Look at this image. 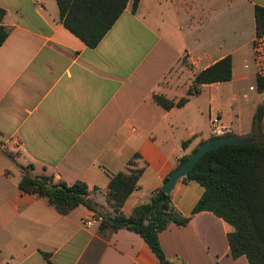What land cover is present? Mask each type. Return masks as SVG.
<instances>
[{"label":"crops","instance_id":"obj_1","mask_svg":"<svg viewBox=\"0 0 264 264\" xmlns=\"http://www.w3.org/2000/svg\"><path fill=\"white\" fill-rule=\"evenodd\" d=\"M132 3L90 48L65 28L57 0H0L10 29L0 47V264H160L138 234L84 224L115 212L113 176L142 171L120 207L130 216L213 136L214 118L229 134L254 137L264 104L255 8L264 0H140L136 12ZM227 56L232 79L188 96L195 75ZM155 95L188 101L166 110ZM28 164L55 182H85L99 212L79 206L63 215L20 191L19 166ZM203 193L195 181L176 183L173 204L190 221L159 234L165 255L173 264H249L231 255L233 226L193 214Z\"/></svg>","mask_w":264,"mask_h":264},{"label":"trees","instance_id":"obj_2","mask_svg":"<svg viewBox=\"0 0 264 264\" xmlns=\"http://www.w3.org/2000/svg\"><path fill=\"white\" fill-rule=\"evenodd\" d=\"M139 1L133 0V12H136ZM128 3L129 0H57L60 19L65 28L90 48H95L101 42ZM5 15L6 11L0 8V47L10 32L3 24ZM255 21L256 35L259 38L264 35V7L256 6ZM231 79L232 58L227 56L195 75L188 96L197 94L199 86L203 84L227 82ZM257 83L264 88V76H258ZM154 100L164 109L170 110L183 106L188 97L174 102L164 96L155 95ZM263 117L264 104L259 107L253 121V136L256 141L239 145L226 144L211 150L180 179L183 182L195 181L204 188L193 214L211 212L233 226V232L228 235L231 255L234 258L245 256L249 264H264ZM216 138L212 136L209 140ZM204 142L206 141L200 145ZM189 157L190 155L183 156L179 166ZM19 167L23 170L18 184L19 190L47 200L57 212L66 215L79 206L99 212V204L89 198L91 191L85 182L76 181L71 185L55 182L52 176L32 173V164ZM141 174V170L129 169L127 173L113 176L107 195L113 202L115 212L111 215L99 214L103 217L99 231L103 234H111L120 229L134 232L149 245L160 264H173L161 247L159 234L173 223L188 224L190 218L177 211L172 195L166 194L160 188L147 203L136 206L132 215L126 216L120 211L121 205L137 188Z\"/></svg>","mask_w":264,"mask_h":264},{"label":"water","instance_id":"obj_3","mask_svg":"<svg viewBox=\"0 0 264 264\" xmlns=\"http://www.w3.org/2000/svg\"><path fill=\"white\" fill-rule=\"evenodd\" d=\"M256 141L255 137L246 136V137H236V136H225L219 137L213 140H208L204 142L202 145L198 147V149L190 155L188 160L179 166L167 179L163 186V190L166 194H171L174 189L176 183L186 176L199 162V160L203 157V155L211 150L219 148L226 144H247Z\"/></svg>","mask_w":264,"mask_h":264},{"label":"built area","instance_id":"obj_4","mask_svg":"<svg viewBox=\"0 0 264 264\" xmlns=\"http://www.w3.org/2000/svg\"><path fill=\"white\" fill-rule=\"evenodd\" d=\"M254 60L257 66L258 76H264V35L257 38L254 45ZM211 132L214 137H224L230 133L222 124L219 123V118H214L211 123ZM156 191L153 193V195ZM103 217L101 215H95L93 218L88 219L84 224L88 227L93 226L94 224L101 223Z\"/></svg>","mask_w":264,"mask_h":264},{"label":"rangeland","instance_id":"obj_5","mask_svg":"<svg viewBox=\"0 0 264 264\" xmlns=\"http://www.w3.org/2000/svg\"><path fill=\"white\" fill-rule=\"evenodd\" d=\"M182 64H184V62L182 63ZM184 65H186V64H184ZM29 165V164H28ZM28 165H26V166H28ZM33 173V172H32Z\"/></svg>","mask_w":264,"mask_h":264}]
</instances>
